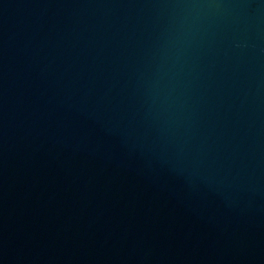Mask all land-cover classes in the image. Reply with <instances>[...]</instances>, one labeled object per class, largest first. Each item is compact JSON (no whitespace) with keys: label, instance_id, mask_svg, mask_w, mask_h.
<instances>
[{"label":"water","instance_id":"obj_1","mask_svg":"<svg viewBox=\"0 0 264 264\" xmlns=\"http://www.w3.org/2000/svg\"><path fill=\"white\" fill-rule=\"evenodd\" d=\"M0 264H264V0H0Z\"/></svg>","mask_w":264,"mask_h":264}]
</instances>
